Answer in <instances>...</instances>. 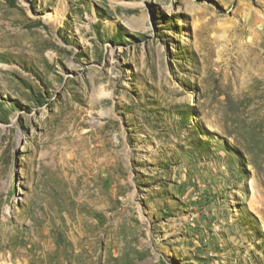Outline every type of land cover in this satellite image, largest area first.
I'll return each instance as SVG.
<instances>
[{
  "label": "rangeland",
  "instance_id": "374dc122",
  "mask_svg": "<svg viewBox=\"0 0 264 264\" xmlns=\"http://www.w3.org/2000/svg\"><path fill=\"white\" fill-rule=\"evenodd\" d=\"M0 264H264V0H0Z\"/></svg>",
  "mask_w": 264,
  "mask_h": 264
}]
</instances>
